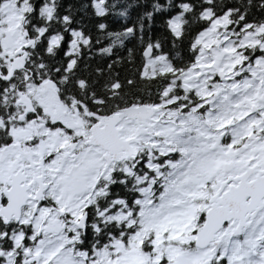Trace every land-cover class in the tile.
Masks as SVG:
<instances>
[{
  "label": "snow or ice",
  "instance_id": "obj_1",
  "mask_svg": "<svg viewBox=\"0 0 264 264\" xmlns=\"http://www.w3.org/2000/svg\"><path fill=\"white\" fill-rule=\"evenodd\" d=\"M0 264H264V0H0Z\"/></svg>",
  "mask_w": 264,
  "mask_h": 264
}]
</instances>
